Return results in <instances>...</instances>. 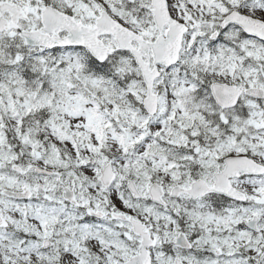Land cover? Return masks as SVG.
<instances>
[{
    "label": "snow or ice",
    "instance_id": "snow-or-ice-1",
    "mask_svg": "<svg viewBox=\"0 0 264 264\" xmlns=\"http://www.w3.org/2000/svg\"><path fill=\"white\" fill-rule=\"evenodd\" d=\"M0 264H264V0H0Z\"/></svg>",
    "mask_w": 264,
    "mask_h": 264
}]
</instances>
